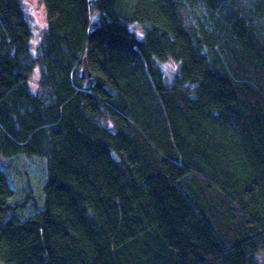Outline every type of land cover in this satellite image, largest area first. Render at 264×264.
Instances as JSON below:
<instances>
[{
  "label": "trees",
  "instance_id": "trees-1",
  "mask_svg": "<svg viewBox=\"0 0 264 264\" xmlns=\"http://www.w3.org/2000/svg\"><path fill=\"white\" fill-rule=\"evenodd\" d=\"M42 2L34 51L0 0V263L264 264V0Z\"/></svg>",
  "mask_w": 264,
  "mask_h": 264
},
{
  "label": "rangeland",
  "instance_id": "rangeland-1",
  "mask_svg": "<svg viewBox=\"0 0 264 264\" xmlns=\"http://www.w3.org/2000/svg\"><path fill=\"white\" fill-rule=\"evenodd\" d=\"M23 5L33 30L32 46L35 51L47 28L45 6L42 0H23ZM133 29H136V27L134 26ZM164 68L168 74L172 75L177 70V65L170 62L165 64ZM38 80L39 73L36 71L31 79V88L33 90L38 88ZM0 160L4 159L0 158ZM11 160L12 159H5L7 163H10ZM12 165L13 171L6 170L9 175L10 183L15 190L14 200H22L26 197L27 185L30 182L35 190L36 203L39 205L40 201L44 199L43 186L46 180V159L36 156L31 158H18L12 161ZM40 204H43V202ZM33 213H35V210L34 212H25L26 215H31Z\"/></svg>",
  "mask_w": 264,
  "mask_h": 264
},
{
  "label": "water",
  "instance_id": "water-1",
  "mask_svg": "<svg viewBox=\"0 0 264 264\" xmlns=\"http://www.w3.org/2000/svg\"><path fill=\"white\" fill-rule=\"evenodd\" d=\"M81 73H82V77H83L84 79H89V78H91V72H90V70H89V67H88V65H87L86 60H84V64H83V68H82Z\"/></svg>",
  "mask_w": 264,
  "mask_h": 264
}]
</instances>
